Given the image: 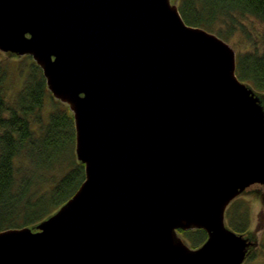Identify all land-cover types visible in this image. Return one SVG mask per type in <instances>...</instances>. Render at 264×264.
<instances>
[{
	"label": "water",
	"instance_id": "95a60500",
	"mask_svg": "<svg viewBox=\"0 0 264 264\" xmlns=\"http://www.w3.org/2000/svg\"><path fill=\"white\" fill-rule=\"evenodd\" d=\"M0 50L71 107L86 172L54 214L0 231V264L244 263L257 243L225 210L264 184V105L225 39L171 0H0Z\"/></svg>",
	"mask_w": 264,
	"mask_h": 264
},
{
	"label": "trees",
	"instance_id": "16d2710c",
	"mask_svg": "<svg viewBox=\"0 0 264 264\" xmlns=\"http://www.w3.org/2000/svg\"><path fill=\"white\" fill-rule=\"evenodd\" d=\"M178 7L186 23L227 41L236 32L250 36V22L264 23V0H179ZM253 45V49L236 55V73L264 91V45L256 41ZM2 52L0 231L36 226L67 202L86 178L85 164L78 159L74 146L76 128L71 107L53 96L43 69L32 55H23L13 66ZM250 210L244 200L235 199L225 210L228 226L246 233L251 225ZM179 232L194 248L208 237L203 228ZM257 249L250 251L249 260L264 256V237Z\"/></svg>",
	"mask_w": 264,
	"mask_h": 264
},
{
	"label": "rangeland",
	"instance_id": "374dc122",
	"mask_svg": "<svg viewBox=\"0 0 264 264\" xmlns=\"http://www.w3.org/2000/svg\"><path fill=\"white\" fill-rule=\"evenodd\" d=\"M171 2L172 4H177V5L179 4V0H171ZM249 31L251 34L250 36H247L246 34H243V33L241 34V32H236L232 40L230 41L226 40L231 46H233L234 50L236 51V55L240 53L243 54L247 50L253 49L254 48L253 43L255 41L259 45H262V46L264 45V23H261L260 21H253L252 23L250 22ZM2 54H3V58L5 59V61L8 60L11 64L13 63V66H16L17 64L16 60H20L24 58V56H20V55L11 53V52H2ZM14 70H13L14 74L17 75ZM17 79L18 77L15 79V84H17ZM246 83L249 84V86H252L255 89V91L259 94V96H261L262 102L264 105V91L257 90L250 82H246ZM15 84H13V88H16L17 85ZM235 199L244 200L246 202V206H248L249 209H251L250 210L251 211V225L245 234L257 243V246L253 247V249L251 250L253 251L254 249H257L259 247V243L264 237V184L259 183V182L251 184L250 187L248 186L243 192L237 195ZM235 199H233V201ZM57 210L58 208L56 209V211ZM55 212H53L52 214H54ZM226 224H227V220H226ZM28 227H32V226H28ZM179 231L180 230H178L179 236L185 240L186 244L192 247L188 239L183 235V233ZM248 257L246 258L243 264L245 263L247 264H261L262 263L263 264L264 262V256H260L259 258L255 260H249Z\"/></svg>",
	"mask_w": 264,
	"mask_h": 264
}]
</instances>
